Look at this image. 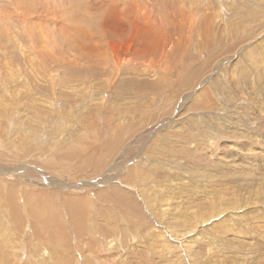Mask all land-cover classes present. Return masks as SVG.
Returning <instances> with one entry per match:
<instances>
[{"label":"rangeland","instance_id":"374dc122","mask_svg":"<svg viewBox=\"0 0 264 264\" xmlns=\"http://www.w3.org/2000/svg\"><path fill=\"white\" fill-rule=\"evenodd\" d=\"M0 264H264V0H0Z\"/></svg>","mask_w":264,"mask_h":264},{"label":"bare ground","instance_id":"6f19581e","mask_svg":"<svg viewBox=\"0 0 264 264\" xmlns=\"http://www.w3.org/2000/svg\"><path fill=\"white\" fill-rule=\"evenodd\" d=\"M77 33V32H76ZM163 46V45H162ZM164 47V46H163ZM169 49H172L173 51H175L174 49H177V46L175 47V45H171V47L169 48ZM168 53V52H167ZM166 53V54H167ZM163 54V53H162ZM115 58V57H114ZM163 58H164V56H163ZM117 60V59H116ZM117 64H118V61H117ZM75 68V67H74ZM72 69V68H71ZM91 69V68H90ZM141 85L144 87V86H146V85H148L147 83H141ZM140 85V86H141ZM147 90V89H146ZM142 93V90L141 91H138V92H136L134 95H135V98H137V99H141V96L140 95H142L141 94ZM78 202V201H77ZM79 205H81V203L79 202V204H78V206ZM80 207V206H79ZM58 224H59V222H58ZM56 227H57V225H56ZM58 228V227H57ZM61 228V227H60ZM61 230V229H60ZM50 232V231H49ZM53 232V231H52ZM62 232V231H61ZM53 234V233H52ZM58 235V234H57ZM60 236H62V233L60 234Z\"/></svg>","mask_w":264,"mask_h":264}]
</instances>
